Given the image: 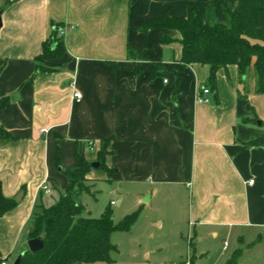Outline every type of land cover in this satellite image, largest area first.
<instances>
[{
	"label": "crops",
	"instance_id": "0c3cea01",
	"mask_svg": "<svg viewBox=\"0 0 264 264\" xmlns=\"http://www.w3.org/2000/svg\"><path fill=\"white\" fill-rule=\"evenodd\" d=\"M209 1L217 2L221 23L223 3L239 6V0H0V127L9 133L0 138V181L5 197L24 193L0 215L4 258L20 240L19 253L28 249L33 214L64 192V170L78 166L76 153L97 162L100 142L111 139L105 163L113 173L93 167L89 183H139L150 199L186 184L191 238L235 236L241 258L264 264V146L249 145L264 137V93L254 66L245 79L236 65L219 69V100L212 92L210 102H199L209 66H183L179 32L141 30L150 20L186 17L191 3L205 19ZM57 26L67 27L65 52L40 62L39 70ZM164 34L173 41L161 43ZM129 46L149 59L129 58ZM156 61L162 70L133 71ZM43 180L48 194L40 190Z\"/></svg>",
	"mask_w": 264,
	"mask_h": 264
},
{
	"label": "trees",
	"instance_id": "16d2710c",
	"mask_svg": "<svg viewBox=\"0 0 264 264\" xmlns=\"http://www.w3.org/2000/svg\"><path fill=\"white\" fill-rule=\"evenodd\" d=\"M225 23L217 18V2L209 1L206 6V16L203 19L196 4L188 5L186 17L170 15L146 22L141 30L150 29L175 30L180 33L182 44L181 63L203 64L209 66V76L206 87H209L218 98L217 72L229 65L238 67L239 76H247L249 68L254 66L257 76V91L264 93V0H239L237 9L232 10L223 3ZM60 27V26H59ZM58 26L55 27L53 37L56 46L49 47L50 41L45 43L43 54L38 57V69L44 70L41 64L47 58L60 57L65 52L64 36L60 35ZM173 39L164 34L161 43H170ZM131 59L148 60L146 51L128 47ZM41 62V63H40ZM163 64L155 62L150 68L135 65L133 71L157 72L162 70ZM176 76V92L180 82L181 69ZM230 81V78H229ZM4 101H0V108ZM9 133L0 127V138L8 137ZM111 139L100 142L98 168L109 169L105 158L109 153ZM249 145L264 146V137L258 138ZM78 166L64 170L68 179L67 187L60 194L58 200L50 205H41L33 214L29 225V239L45 235V244L40 251L24 250L20 264H112V254L117 247L111 242V234L115 230H127L135 222L138 212L125 223L116 226L112 211L107 208L100 217H91L85 206L76 199L89 192L87 174L92 170V162L84 155L76 153ZM19 202L15 198H7L3 194L0 181V215L15 209ZM0 250V264L6 261Z\"/></svg>",
	"mask_w": 264,
	"mask_h": 264
},
{
	"label": "rangeland",
	"instance_id": "374dc122",
	"mask_svg": "<svg viewBox=\"0 0 264 264\" xmlns=\"http://www.w3.org/2000/svg\"><path fill=\"white\" fill-rule=\"evenodd\" d=\"M86 185L90 191L76 200L85 206L89 216L100 217L109 208L115 225L119 226L125 223V218L138 212L129 229L111 234V242L117 247L112 264H184L189 258L191 264H252L248 257L241 258L243 249L235 236L221 233L218 238L209 236L203 242L191 238L194 236L188 223L190 189L186 184H177L165 195L151 199V193L142 196L144 188L139 183L100 180ZM171 194L177 201L176 206L168 198ZM59 196V191L53 194L54 203ZM225 241L227 248H224ZM22 243L20 240L10 258L5 256L8 264L17 259Z\"/></svg>",
	"mask_w": 264,
	"mask_h": 264
},
{
	"label": "built area",
	"instance_id": "2783aa9c",
	"mask_svg": "<svg viewBox=\"0 0 264 264\" xmlns=\"http://www.w3.org/2000/svg\"><path fill=\"white\" fill-rule=\"evenodd\" d=\"M66 30H67V27H66V28H60V29H59L60 35H61V36H64L65 33H66ZM165 82L167 83L168 80L165 79ZM71 86H72V89H73V97H74V100H75L76 102H80V101L82 100V93H81V91L77 88L75 81H73V83L71 84ZM211 94H212L211 89H210L209 87L204 86V87H202V88L198 91V93H197V95H196V99H197V101H199V102L208 103V102L211 101V98H210V95H211ZM47 131H48V130L45 129V128H42V129H41V132H43V133H46ZM249 183H251V184L254 183V180L251 179V180L249 181ZM39 187H40V190L43 191L45 194H48V193L50 192V188H49V185H48L47 180H43V181L41 182V184L39 185ZM112 204H114V201H112ZM225 245H227V242L225 243ZM2 264H7V262L4 261ZM184 264H191V262H190V258H189Z\"/></svg>",
	"mask_w": 264,
	"mask_h": 264
},
{
	"label": "water",
	"instance_id": "95a60500",
	"mask_svg": "<svg viewBox=\"0 0 264 264\" xmlns=\"http://www.w3.org/2000/svg\"><path fill=\"white\" fill-rule=\"evenodd\" d=\"M1 26H2V21H1V17H0V28H1ZM55 46H56V42H55L54 39H52L51 42H50V44H49V47L51 49H54ZM92 166L94 168H97L99 166V163L98 162H94L92 164ZM23 194H24L23 192L19 193L18 195L15 196V199L18 202L22 201ZM27 244H28V249L30 251H40V250L43 249L44 244H45V235L42 234V235H40L38 237L31 238V239L28 240ZM23 255H24V252L20 253L19 256L17 257V259L14 261L13 264H20V261H21Z\"/></svg>",
	"mask_w": 264,
	"mask_h": 264
}]
</instances>
